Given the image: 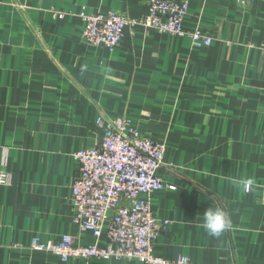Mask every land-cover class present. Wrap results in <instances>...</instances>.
<instances>
[{"label": "crops", "instance_id": "obj_1", "mask_svg": "<svg viewBox=\"0 0 264 264\" xmlns=\"http://www.w3.org/2000/svg\"><path fill=\"white\" fill-rule=\"evenodd\" d=\"M179 1L210 47L144 27L112 51L83 38L81 12L140 19L150 0H0V175L13 178L0 184V264H142L30 250L106 243L74 221V154L115 120L167 145L158 174L176 189L141 196L168 222L158 259L264 264V0ZM208 207L230 221L219 237L203 228Z\"/></svg>", "mask_w": 264, "mask_h": 264}, {"label": "built area", "instance_id": "obj_2", "mask_svg": "<svg viewBox=\"0 0 264 264\" xmlns=\"http://www.w3.org/2000/svg\"><path fill=\"white\" fill-rule=\"evenodd\" d=\"M188 11L187 1L150 0L147 15L140 19L112 10L83 11L79 17L84 22L83 38L97 48L112 51L119 47L127 27L154 29L188 38L197 48L210 47L211 37L199 29H185ZM97 123L103 125V119ZM166 151L165 142L142 138L129 128L128 121L108 122L101 144L74 154L80 173L72 196L74 221L80 230L91 232L97 240L106 235V243L80 246L71 236H64L59 243L33 240L30 250L50 253L63 261L137 259L142 264H191L188 258L165 261L155 256L154 243L168 222L156 219L149 200L141 198L164 188L176 189L165 186L158 174ZM12 181L11 174L0 175L1 185L10 186Z\"/></svg>", "mask_w": 264, "mask_h": 264}, {"label": "clouds", "instance_id": "obj_3", "mask_svg": "<svg viewBox=\"0 0 264 264\" xmlns=\"http://www.w3.org/2000/svg\"><path fill=\"white\" fill-rule=\"evenodd\" d=\"M203 228L212 236L219 237L230 228V221L220 208L208 207L203 214Z\"/></svg>", "mask_w": 264, "mask_h": 264}]
</instances>
